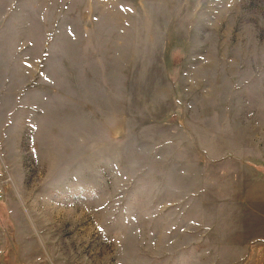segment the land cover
<instances>
[{
  "label": "rangeland",
  "instance_id": "1",
  "mask_svg": "<svg viewBox=\"0 0 264 264\" xmlns=\"http://www.w3.org/2000/svg\"><path fill=\"white\" fill-rule=\"evenodd\" d=\"M0 214V264H264V0H0Z\"/></svg>",
  "mask_w": 264,
  "mask_h": 264
},
{
  "label": "trees",
  "instance_id": "2",
  "mask_svg": "<svg viewBox=\"0 0 264 264\" xmlns=\"http://www.w3.org/2000/svg\"><path fill=\"white\" fill-rule=\"evenodd\" d=\"M8 221H10V220H9V218H6L5 214L4 215L2 214V216L0 214V227H1V229H3L5 231V233L7 235L10 236L12 234V232H10V231L8 232V230L6 231Z\"/></svg>",
  "mask_w": 264,
  "mask_h": 264
},
{
  "label": "crops",
  "instance_id": "3",
  "mask_svg": "<svg viewBox=\"0 0 264 264\" xmlns=\"http://www.w3.org/2000/svg\"><path fill=\"white\" fill-rule=\"evenodd\" d=\"M0 229H1V227H0ZM2 230V229H1ZM3 231V234H4V236H6L7 234L5 233V231L4 230H2ZM8 236V235H7ZM3 256V255H2ZM1 256V257H2ZM2 261L5 263V264H18L17 262H11V259H10V257L8 258V256L6 255L4 258H2Z\"/></svg>",
  "mask_w": 264,
  "mask_h": 264
}]
</instances>
